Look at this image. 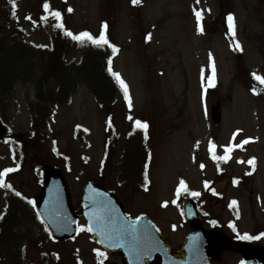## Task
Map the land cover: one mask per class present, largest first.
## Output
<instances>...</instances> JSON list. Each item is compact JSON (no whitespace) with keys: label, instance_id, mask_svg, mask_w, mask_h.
<instances>
[{"label":"rangeland","instance_id":"obj_1","mask_svg":"<svg viewBox=\"0 0 264 264\" xmlns=\"http://www.w3.org/2000/svg\"><path fill=\"white\" fill-rule=\"evenodd\" d=\"M17 1L25 39L38 46L48 44L44 31L32 27L44 12L41 3L50 5L47 13L64 14L74 34L88 30L97 36L101 21L108 20L118 49L113 69L127 86L128 97L121 86L115 104L100 109L87 86L77 84L44 120L50 108L35 98L32 85H15L2 111L6 134L14 138L0 139V172L16 169L5 177L14 195L19 192L31 200L40 190L38 168L55 166L65 174L75 211H80L84 183L103 180L131 217H149L172 250L180 247L190 230L182 217L185 199L201 200L217 217L222 233H230L228 223L235 224L242 238L264 230V100L248 91L249 72L264 76V0H141L134 6L131 0ZM194 8L202 13L203 31ZM226 13L233 17L238 54L227 39ZM80 53L71 50L67 61L78 60ZM214 104L221 107L218 128L209 115ZM106 118L117 137L111 154L115 163L135 122L148 124L151 161L144 187L100 177L109 136ZM211 141L217 162L210 157ZM181 180L186 190L177 195ZM8 191L0 187L2 218L8 211ZM192 192L200 195L194 197ZM78 216L81 229L71 241L32 247L21 240L22 264H99L100 260L119 264L118 257H98L99 248ZM37 230L22 222L17 231L32 240L40 234ZM12 259L10 251L0 249V264H13ZM237 260L223 254L219 264Z\"/></svg>","mask_w":264,"mask_h":264},{"label":"trees","instance_id":"obj_2","mask_svg":"<svg viewBox=\"0 0 264 264\" xmlns=\"http://www.w3.org/2000/svg\"><path fill=\"white\" fill-rule=\"evenodd\" d=\"M12 11L9 0H0L1 118L2 111L7 106V100L12 95L15 85L26 82L32 85L35 98L47 104L46 109L50 108V111L45 113L44 120L48 119L52 112L51 109L67 96L72 95L73 88L80 82L87 85L90 95L99 108L103 109L107 105L115 104L118 83L111 68V60L115 52L112 47L114 42L108 20L104 19L102 26V33L108 43L93 44L90 41L81 43L67 36L66 31L72 33L73 31L63 16L60 21H57L56 18H47L42 24L44 33L49 40V46L45 49H37L24 40V24L18 17L17 8L15 16L12 15ZM228 16L226 14L225 22L229 26ZM58 23H62L63 28L56 27ZM105 25H107L106 28ZM71 50L81 52L78 61L75 59L67 61V54ZM250 81L254 89L257 90V81L252 77ZM257 93L264 98L261 91ZM107 134L109 136L105 141L104 156L99 168L100 177L104 180L105 178H114L119 182L129 180L135 187L142 185L149 155V148L144 136L135 130L130 132L123 140L120 159L118 163H115L111 154L116 139L109 129ZM35 143L38 146V142L35 141ZM101 183L104 184V181L101 180ZM7 204V214H4L5 217L0 221V249L2 248V253L10 251L14 256L13 264H20L22 262L20 242L26 237L16 232V229L20 228V224L17 222L23 220L30 225H35L40 232L38 240L40 242L46 240L47 235L45 228L27 203L12 198L7 200Z\"/></svg>","mask_w":264,"mask_h":264},{"label":"water","instance_id":"obj_3","mask_svg":"<svg viewBox=\"0 0 264 264\" xmlns=\"http://www.w3.org/2000/svg\"><path fill=\"white\" fill-rule=\"evenodd\" d=\"M214 126L220 121V108H211ZM5 130L0 122V137ZM36 209L54 239H71L76 234L77 215L73 211L63 177L52 168H44V183L41 194L34 199ZM82 212L98 243L112 254H119L123 264H207L213 256L218 259L216 232H206L199 226V216L191 201L184 204L186 221L193 231L187 236L182 249L171 253L167 242L161 238L149 220L141 216L135 222L138 237L137 250L133 251V236L129 220L120 203L107 190L87 183L83 189ZM124 232L119 247H110V238H116L118 231ZM214 244V245H212ZM250 263H262L264 259L248 245H238Z\"/></svg>","mask_w":264,"mask_h":264},{"label":"snow or ice","instance_id":"obj_4","mask_svg":"<svg viewBox=\"0 0 264 264\" xmlns=\"http://www.w3.org/2000/svg\"><path fill=\"white\" fill-rule=\"evenodd\" d=\"M9 2L11 3L12 9H13L12 15L15 16L16 15V8H17L16 0H9ZM132 3L135 5V4L139 3V0H132ZM197 3H199V0H197ZM44 9H45L46 12H48L49 9H50V5L47 2L44 4ZM69 11H71V9H69ZM51 14L56 18L57 21L61 20V13L59 11L52 12ZM194 14L196 15V18H197V21H198V29L200 31H203V28L199 24V22L202 19L201 11H198V10H196L194 8ZM228 21H229V30L234 35V25L232 23L233 22V17L231 15L228 16ZM56 27L63 28V24L62 23H58L56 25ZM104 27L106 28L107 25H105ZM65 34L67 36H70L73 40L81 42V43H84L85 41H90L93 44L108 43V41H107V39H106V37H105V35L103 33H101L99 38L93 37L88 32H83V33H80L79 35H74L72 32L66 31ZM112 47H113V51L114 52L117 51L115 46H112ZM236 47H239L238 43L236 44ZM109 71H111V68H109ZM113 75L117 78V80L121 84L122 88H124L125 97L127 98L128 97L127 86L124 84L123 80H120L118 73H113ZM253 77L257 81H259L261 84H264V76H260V75H257L256 73H253ZM209 83H210V86H212L213 82L210 81ZM129 106H131L130 102H129ZM135 123H136L137 127L143 128L145 130V133H146L147 127H148V125L146 123H143V122H141L139 120H137ZM247 142L248 141H244L243 143H247ZM226 151H231V148H226ZM213 158L216 159L217 157L214 156ZM253 162H254L253 160H249L248 161L249 164H252ZM201 167H204V166L201 165ZM15 170L16 169H13V168H7V169H4L2 172H0V187L9 188V189L12 187L10 184L5 182V177L8 175V173H11V172H13ZM181 189L186 190V185H185L183 180H181V182H180V189L177 190V195H179V192H180ZM16 195L20 196L21 194L19 192H16ZM191 195L196 197V196H199L200 193L199 192H192ZM29 202L33 203V206H35V202L34 201H29ZM235 203H236V201H232L233 205ZM0 219H2V217H0ZM139 219L140 218L137 217V221ZM130 227H131V230H132V236H133V241H134V243H133V251H136L137 250L138 237H137V234H136L135 222ZM82 230H84V229H82ZM86 230L87 231H92L91 227H89ZM125 231L126 230H120V231H118L116 238H114V239L110 238L109 246L110 247H119V246H121L122 241L124 240V232ZM243 238L244 239H259V237H251V236H245ZM97 255H98V257H106V254L104 252H102V251H99V250H97ZM99 264H103V260H100Z\"/></svg>","mask_w":264,"mask_h":264},{"label":"flooded vegetation","instance_id":"obj_5","mask_svg":"<svg viewBox=\"0 0 264 264\" xmlns=\"http://www.w3.org/2000/svg\"><path fill=\"white\" fill-rule=\"evenodd\" d=\"M221 236H222V238H221L222 246L223 247H228V248H224L222 253L223 254H229V255H231L233 257L238 258V260L236 261L237 263L240 262L241 264H245L243 258L239 254H237L232 248V243H233V240L231 238L232 236L230 234H224V233L221 234ZM261 247H262L261 250L264 252V246L261 245ZM222 259L223 258H221L220 261Z\"/></svg>","mask_w":264,"mask_h":264}]
</instances>
